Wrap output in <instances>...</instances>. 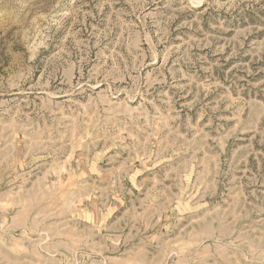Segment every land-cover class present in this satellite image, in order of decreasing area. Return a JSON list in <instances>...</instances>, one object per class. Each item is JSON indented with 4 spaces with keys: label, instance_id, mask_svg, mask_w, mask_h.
I'll return each mask as SVG.
<instances>
[{
    "label": "rangeland",
    "instance_id": "obj_1",
    "mask_svg": "<svg viewBox=\"0 0 264 264\" xmlns=\"http://www.w3.org/2000/svg\"><path fill=\"white\" fill-rule=\"evenodd\" d=\"M250 232L264 0H0V264H230Z\"/></svg>",
    "mask_w": 264,
    "mask_h": 264
},
{
    "label": "clouds",
    "instance_id": "obj_2",
    "mask_svg": "<svg viewBox=\"0 0 264 264\" xmlns=\"http://www.w3.org/2000/svg\"><path fill=\"white\" fill-rule=\"evenodd\" d=\"M49 55H51V52H46L37 61L38 73ZM82 100L86 105L84 112L86 115L88 108L93 107L92 101L87 97H83ZM229 248L232 250L234 257L230 264H264V235L257 238L250 232L247 238L243 236L237 238L229 245Z\"/></svg>",
    "mask_w": 264,
    "mask_h": 264
}]
</instances>
